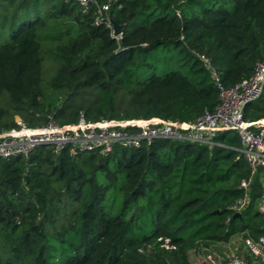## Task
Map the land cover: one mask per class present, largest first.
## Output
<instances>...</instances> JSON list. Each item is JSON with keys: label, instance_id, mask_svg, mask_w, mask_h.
<instances>
[{"label": "trees", "instance_id": "trees-1", "mask_svg": "<svg viewBox=\"0 0 264 264\" xmlns=\"http://www.w3.org/2000/svg\"><path fill=\"white\" fill-rule=\"evenodd\" d=\"M0 0V132L86 118L188 121L219 101L205 54L231 87L264 59V0ZM180 61L186 73H143ZM57 92L59 100L45 99ZM264 118V88L244 107ZM221 146L156 140L70 158L0 161V264H190L192 250L264 237L259 173L234 132ZM242 183L248 184L247 188ZM244 201L239 216L235 207ZM159 239L175 247L166 251Z\"/></svg>", "mask_w": 264, "mask_h": 264}, {"label": "built area", "instance_id": "built-area-1", "mask_svg": "<svg viewBox=\"0 0 264 264\" xmlns=\"http://www.w3.org/2000/svg\"><path fill=\"white\" fill-rule=\"evenodd\" d=\"M86 7L97 5V21L105 20L111 28L113 20L104 18L108 4L98 5L96 0H75ZM210 72L218 88L219 101L211 111L205 110L194 119L178 121L163 119L158 116L149 118H107L89 120L80 111L71 122L56 121L50 117L45 125L29 127L27 122L15 118L16 126L0 132V161L27 159L36 149L45 148L55 155L65 153L70 158L82 154L108 156L115 150L133 151L149 146L156 140L213 148L221 146L216 138L224 132H234L240 140V155L247 163L250 174L259 173L262 184V196L259 210L264 220V118L246 120L244 107L257 99L264 88V59L255 64L252 74L231 87L221 84L219 72L210 59L203 53L190 50ZM244 188L248 184L242 183ZM244 201H239L234 208L239 213ZM161 247L172 251L175 247L169 239H159ZM241 248L227 257L221 264H264V237L253 240L244 237ZM214 263L213 258H208Z\"/></svg>", "mask_w": 264, "mask_h": 264}, {"label": "rangeland", "instance_id": "rangeland-1", "mask_svg": "<svg viewBox=\"0 0 264 264\" xmlns=\"http://www.w3.org/2000/svg\"><path fill=\"white\" fill-rule=\"evenodd\" d=\"M170 70H180L186 73V69L181 64V62L174 60L173 62H169V61H167L166 63L160 62L158 65H155L153 68L146 69V72L143 73V75L145 74L149 75L150 73H153V72L158 73V74H163L164 72H167ZM45 99L52 100V101H56V100L60 101L59 100L60 98L57 92H53V93L46 95ZM201 249L190 251L189 253L190 264H221L222 263L224 258L221 259L220 261L217 260L218 253L221 252V250L215 251V256H213L212 254L214 263H211L208 258L205 259V256L201 255L200 253Z\"/></svg>", "mask_w": 264, "mask_h": 264}, {"label": "crops", "instance_id": "crops-1", "mask_svg": "<svg viewBox=\"0 0 264 264\" xmlns=\"http://www.w3.org/2000/svg\"><path fill=\"white\" fill-rule=\"evenodd\" d=\"M244 237L245 236L243 234H236L227 243H218L209 248H203L200 250V253L201 255L205 256L206 259L213 258V256H215V251L221 250V252L218 253L217 260L220 261L223 258L226 259L240 250Z\"/></svg>", "mask_w": 264, "mask_h": 264}, {"label": "water", "instance_id": "water-1", "mask_svg": "<svg viewBox=\"0 0 264 264\" xmlns=\"http://www.w3.org/2000/svg\"><path fill=\"white\" fill-rule=\"evenodd\" d=\"M121 25L117 24L115 21H113V30H114V35H118L120 32H121ZM240 214L239 213H236L234 215V218L235 217H238Z\"/></svg>", "mask_w": 264, "mask_h": 264}]
</instances>
